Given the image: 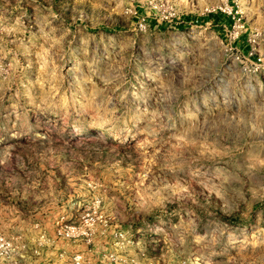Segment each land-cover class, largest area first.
<instances>
[{"label": "rangeland", "instance_id": "obj_1", "mask_svg": "<svg viewBox=\"0 0 264 264\" xmlns=\"http://www.w3.org/2000/svg\"><path fill=\"white\" fill-rule=\"evenodd\" d=\"M0 234L12 264H264V0H0Z\"/></svg>", "mask_w": 264, "mask_h": 264}, {"label": "built area", "instance_id": "obj_2", "mask_svg": "<svg viewBox=\"0 0 264 264\" xmlns=\"http://www.w3.org/2000/svg\"><path fill=\"white\" fill-rule=\"evenodd\" d=\"M10 242L5 238L4 235L0 234V262L1 264H12V262L7 258H5V247H8ZM6 260V263H5ZM73 261L75 264H81V255L76 254L73 256Z\"/></svg>", "mask_w": 264, "mask_h": 264}]
</instances>
